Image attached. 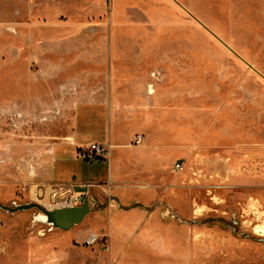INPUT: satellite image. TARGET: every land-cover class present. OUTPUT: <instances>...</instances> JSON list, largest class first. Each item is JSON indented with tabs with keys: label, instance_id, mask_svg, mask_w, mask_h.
<instances>
[{
	"label": "rangeland",
	"instance_id": "rangeland-1",
	"mask_svg": "<svg viewBox=\"0 0 264 264\" xmlns=\"http://www.w3.org/2000/svg\"><path fill=\"white\" fill-rule=\"evenodd\" d=\"M98 1L0 0V204L52 210L82 204L79 196L91 204L69 230L39 221L37 208L0 207V264H264V0L200 6L197 16L178 4L167 26L118 25L130 12L115 13L114 0L95 11ZM137 35L151 41L132 42ZM142 78L143 94L163 102L151 113L165 117L171 143L155 149L150 173L135 164L147 167L152 152L125 146L139 126L125 120L111 130L108 106L83 104L108 101L112 84L113 96L130 95ZM76 122L83 148L111 132L118 146L110 159H76L69 146L52 173V150ZM143 178L158 184L155 224L166 212L184 231L171 230L170 249L139 250L142 234L118 230L116 261L104 230L110 193L98 188ZM73 179L93 186L80 193Z\"/></svg>",
	"mask_w": 264,
	"mask_h": 264
},
{
	"label": "crops",
	"instance_id": "crops-1",
	"mask_svg": "<svg viewBox=\"0 0 264 264\" xmlns=\"http://www.w3.org/2000/svg\"><path fill=\"white\" fill-rule=\"evenodd\" d=\"M115 5L113 10L115 13L118 12H130L129 15L125 18L116 17L115 14V21H125L122 22H115L118 25H132V26H167L170 25L171 22V11L172 8H179L178 4H183L186 9L195 11V15H199L196 11L197 8L203 6V9L212 11V9H220L219 7L213 6L214 4H221L224 5H232L235 8L236 1H244V0H114ZM250 1V0H249ZM189 4V6L185 4ZM194 8H193V7ZM198 6V7H197ZM212 6V7H211ZM196 7V8H195ZM240 7V6H239ZM95 11H103L105 10V4H101V1H98L97 5L92 7ZM241 8V7H240ZM201 15V14H200ZM118 16V15H117ZM127 21H130L127 22ZM154 37V36H153ZM152 37V38H153ZM135 38V39H134ZM132 39V42H150V37H140L137 35ZM153 42V41H152ZM136 74H140L137 72ZM141 75V74H140ZM147 80V79H146ZM121 81V80H120ZM116 82V80L114 81ZM123 83L120 82V85ZM136 88V89H135ZM134 91L130 95L121 94V96H113L112 92L114 91L113 84L111 85V93L109 94L108 101L102 99H95V100H87L83 101L84 105L89 106H99V107H106L108 111V122L105 124L108 126L109 129L112 130L111 126L114 125L116 122H124L125 120H130L135 122L139 126V132L134 133L130 136V142L125 146L129 147L130 149H138V151H145V149L150 150L152 152V158L149 165L145 167L143 163H136V172L141 170L148 171V173L153 172L154 168L159 165L154 158L153 152L155 149H160L166 147L169 149L171 147V143H169V134L164 130L165 128L161 125L164 122L165 117H160L161 119H156L153 117V113L151 111L155 109V107L161 108L163 102L159 100L155 95L154 92H150L145 96L143 94L144 87V80H139V83L136 84ZM118 89V87H116ZM132 95V96H131ZM81 104H77L76 107H79ZM118 107H128L125 110H122L120 113V109ZM130 107V108H129ZM132 108V109H131ZM136 108V109H135ZM138 108H147V110H140ZM153 108V109H152ZM149 113L151 115L143 118L138 119L137 116L139 113ZM87 119V118H86ZM79 122V121H78ZM157 123V124H156ZM103 130L105 129V126ZM72 133L68 136V140L66 143L57 144L53 148V158L52 161V173L55 171L54 164L61 159L66 160L68 159L64 157V153H71L69 151V146H73L77 148V152L75 153L74 157L79 159L81 156L79 155V151L82 147V143L80 141V131L78 123L74 124V128L71 129ZM70 131V132H71ZM111 134V135H110ZM142 135L143 140L140 144L134 145L132 141L134 140L135 135ZM109 139L105 141V143L101 144H109L110 151H109V159L112 156V148L118 146V144L113 142L111 137L112 132L108 135ZM112 139V140H111ZM94 143V142H92ZM98 143V142H97ZM89 146V145H88ZM87 147V146H86ZM84 147V148H86ZM72 151V150H71ZM58 153V155H57ZM69 155V154H68ZM87 159V158H86ZM156 162V165H155ZM139 174V173H137ZM112 172L109 173V184L115 183L112 178ZM64 180V179H63ZM67 182L73 184L74 186H93V183L86 182V181H77L75 179L68 180ZM116 186V185H115ZM156 186L158 184L149 178L139 179L136 182H132L127 186H117L107 188L106 186H102L98 188V191L103 193H110L109 196V203L107 205L106 211L108 214V219L104 230H106L107 235L109 236V248H110V256L111 258H116V261L119 260L120 252L124 249L123 247H118V230L125 232V230L129 231L133 234V236L138 237L140 234L143 235L141 238L137 249L141 250V245L146 248V250H154L157 248L158 250H164L166 248L170 249L172 244L171 237V230H182L184 231L182 226H179L176 222L172 221L170 216L166 214V212H159V219L158 223L155 224L154 216H155V194H156ZM130 189H135L139 191V195H132ZM111 197V198H110ZM165 230V232H164ZM160 232V233H158ZM164 232V233H162ZM158 239V240H157ZM176 242H180V237L174 238ZM188 244V249L191 248L192 242L190 239L183 240V244ZM118 247V248H117ZM142 247V248H143ZM123 248V249H122ZM123 256V255H122ZM58 261V256L55 257Z\"/></svg>",
	"mask_w": 264,
	"mask_h": 264
},
{
	"label": "water",
	"instance_id": "water-1",
	"mask_svg": "<svg viewBox=\"0 0 264 264\" xmlns=\"http://www.w3.org/2000/svg\"><path fill=\"white\" fill-rule=\"evenodd\" d=\"M75 191L86 194L89 188L87 186H75ZM0 207L12 212L37 208L41 212L39 216H45L44 221L38 219V216L37 219L39 221L61 230H69L80 224L91 211V204L88 196L83 197L82 204L80 205L55 208L52 210H48L34 202L20 204L14 208L2 204H0Z\"/></svg>",
	"mask_w": 264,
	"mask_h": 264
},
{
	"label": "built area",
	"instance_id": "built-area-1",
	"mask_svg": "<svg viewBox=\"0 0 264 264\" xmlns=\"http://www.w3.org/2000/svg\"><path fill=\"white\" fill-rule=\"evenodd\" d=\"M143 140V136L142 135H136L135 139L133 140V143L138 145L142 142ZM109 151H110V145L109 144H101V143H91L89 146H87L86 148H81L79 151V155L90 159V158H105L109 156ZM175 168L176 169H180L181 168V163L178 162L175 164ZM84 196H79L78 198H75V200H79L82 199L83 200ZM74 203L72 200L70 201V203L68 204L67 207L69 206H74ZM95 235L92 234L88 237L87 239V243L92 242L93 240H95Z\"/></svg>",
	"mask_w": 264,
	"mask_h": 264
},
{
	"label": "bare ground",
	"instance_id": "bare-ground-1",
	"mask_svg": "<svg viewBox=\"0 0 264 264\" xmlns=\"http://www.w3.org/2000/svg\"><path fill=\"white\" fill-rule=\"evenodd\" d=\"M209 135H210V134H209ZM217 137H218V136H217ZM211 143H212V142H211ZM190 144H192V143H190ZM38 219L44 221V220H45V216H44V215H40V216L38 217ZM50 230H52V229H50Z\"/></svg>",
	"mask_w": 264,
	"mask_h": 264
}]
</instances>
